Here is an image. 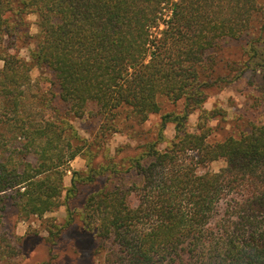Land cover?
Listing matches in <instances>:
<instances>
[{
	"label": "trees",
	"instance_id": "obj_1",
	"mask_svg": "<svg viewBox=\"0 0 264 264\" xmlns=\"http://www.w3.org/2000/svg\"><path fill=\"white\" fill-rule=\"evenodd\" d=\"M28 13L39 25L30 59L19 52L32 39ZM263 19L264 0H0V261L21 253L1 230L10 205L43 215L64 204L50 247L78 220L104 264H264V122L211 140L214 109L204 106L252 62L220 58L221 40L264 35ZM34 67L50 73L47 87ZM161 95L183 107L161 114L140 154L107 155L65 187L77 155L120 125L140 126L161 110ZM86 112L101 120L93 141L73 123ZM169 122L175 138L160 148ZM119 175L140 180L108 182ZM101 179L77 216L76 200Z\"/></svg>",
	"mask_w": 264,
	"mask_h": 264
},
{
	"label": "rangeland",
	"instance_id": "obj_2",
	"mask_svg": "<svg viewBox=\"0 0 264 264\" xmlns=\"http://www.w3.org/2000/svg\"><path fill=\"white\" fill-rule=\"evenodd\" d=\"M260 18L257 16V23ZM264 21V19H263ZM263 23V22H262ZM39 31L32 34L31 43L21 47L20 55L30 59V50L35 47ZM254 44V47H252ZM221 50L219 57L222 59H231L245 63L251 59L250 67L247 68L243 76L235 82L225 84L220 87L212 88L211 95L205 102L207 109H214V115L209 121L213 127L211 140H221L230 134H237L241 130L250 127V122H264V35H259L258 31L244 34L240 38L225 37L220 42ZM252 48V49H251ZM3 61L0 59V67ZM31 75L40 85L47 87L44 76L50 77V73L45 69L34 67ZM226 94V95H225ZM161 110L149 115L148 120L140 126L128 127L120 125L124 131L108 132L106 137H99L91 151L77 155L71 162L70 168L65 170L64 185L68 187L75 178L74 170L85 176L89 173L92 162L105 160L107 155L116 156L119 162H128V158L140 154L141 146L146 140L155 139L159 130L161 114L166 112L177 113L183 107V101H173L165 95L159 97ZM201 109L195 110L189 117V129L194 131L197 128L198 117ZM73 123L79 133L93 141L99 135L100 116L86 112L83 116L73 118ZM121 129V130H122ZM127 132H132L136 137L131 138ZM165 141L160 143V148H165L171 140L175 138V125L169 122L165 131ZM96 136V137H95ZM132 147H129V146ZM122 148V150H121ZM135 148V149H134ZM95 153V157L94 154ZM34 160L33 155L29 156ZM223 165V160H215L212 163L213 169L217 170ZM124 163L123 167H127ZM136 178V179H135ZM115 182L129 185L133 179L139 181L140 176L119 175L110 178ZM103 179L98 184L86 186L85 194L76 200L77 216L80 214L79 206L83 202L84 196L103 184ZM114 182V183H115ZM66 190L63 191L61 201L64 200ZM66 205L61 204L52 211H47L43 215L21 213L16 205H10L5 210L4 224L1 230L12 236V244H19L21 253L17 256H10L8 261L1 260L0 264H41L51 260L54 264H104V253L94 252L95 242L91 234L84 232L78 220L71 228L63 234L59 242L50 246L49 230L56 226L63 225L67 220Z\"/></svg>",
	"mask_w": 264,
	"mask_h": 264
},
{
	"label": "clouds",
	"instance_id": "obj_3",
	"mask_svg": "<svg viewBox=\"0 0 264 264\" xmlns=\"http://www.w3.org/2000/svg\"><path fill=\"white\" fill-rule=\"evenodd\" d=\"M25 21L28 23V28L30 33L35 34L39 31L38 15L36 13L26 14Z\"/></svg>",
	"mask_w": 264,
	"mask_h": 264
}]
</instances>
